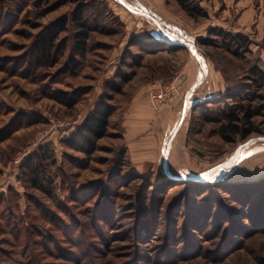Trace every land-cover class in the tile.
Segmentation results:
<instances>
[{"label": "rangeland", "instance_id": "374dc122", "mask_svg": "<svg viewBox=\"0 0 264 264\" xmlns=\"http://www.w3.org/2000/svg\"><path fill=\"white\" fill-rule=\"evenodd\" d=\"M123 1L0 0V264H264V0L167 1L172 32ZM183 75L189 96L157 108ZM102 103L88 154L71 144ZM241 104L254 132L226 141L207 118ZM49 140L43 190L27 163Z\"/></svg>", "mask_w": 264, "mask_h": 264}, {"label": "trees", "instance_id": "16d2710c", "mask_svg": "<svg viewBox=\"0 0 264 264\" xmlns=\"http://www.w3.org/2000/svg\"><path fill=\"white\" fill-rule=\"evenodd\" d=\"M180 7L190 16L199 17L206 12L199 5L194 4V0H176ZM82 10H79L74 15V21L77 26L76 45L78 51L84 53L87 49L90 33L93 30L92 24ZM220 34H226L223 30H217ZM241 38L234 37L233 40L240 41ZM176 43V42H175ZM140 63V62H138ZM264 76V74H263ZM131 78L130 75H124L121 82L112 84V94L109 98L113 99L114 94L123 91V85ZM114 106L108 103H102L85 122L77 137L72 141L73 146L78 147L82 151L90 154L97 148V141L101 137L107 135L110 118L114 113ZM261 112L260 107L251 106L250 104H241L237 106L225 107L220 111L219 117L210 116L207 119L211 121L221 122L220 133L226 141H234L237 136L247 138L254 132L252 119L255 115ZM38 162L28 161L27 166L32 176V184L34 187L45 189L44 181L46 175L47 163H55L57 161V152L55 142L49 140L42 143L36 153ZM41 163V164H40ZM45 168V169H44Z\"/></svg>", "mask_w": 264, "mask_h": 264}, {"label": "crops", "instance_id": "0c3cea01", "mask_svg": "<svg viewBox=\"0 0 264 264\" xmlns=\"http://www.w3.org/2000/svg\"><path fill=\"white\" fill-rule=\"evenodd\" d=\"M127 3L129 5H133L134 7H137L139 8L138 12H144L146 13L147 12H150V13H154L155 16L159 17L160 16V12H164V6L167 5V1L168 2H172L176 7H178L180 10L184 11L180 5L178 4V2L176 0H126ZM132 6V7H133ZM141 10H144V11H140ZM134 10H137V9H134ZM149 13V15H150ZM154 15H150L152 16L158 24L160 20H162V22L164 23L165 26H167V29H169L171 32L172 30H174L173 28H175L176 25L172 24V23H168V21L161 19L159 17V19L157 17H155ZM163 27V26H162ZM189 89H184V88H180L179 89V94L178 96H181L180 94L184 93V96L185 98L187 96H189Z\"/></svg>", "mask_w": 264, "mask_h": 264}, {"label": "built area", "instance_id": "2783aa9c", "mask_svg": "<svg viewBox=\"0 0 264 264\" xmlns=\"http://www.w3.org/2000/svg\"><path fill=\"white\" fill-rule=\"evenodd\" d=\"M187 80V76L183 75L179 76L173 82L153 85V87L150 89L153 104L157 108L164 107L167 103L171 102L179 94L181 84H185Z\"/></svg>", "mask_w": 264, "mask_h": 264}, {"label": "water", "instance_id": "95a60500", "mask_svg": "<svg viewBox=\"0 0 264 264\" xmlns=\"http://www.w3.org/2000/svg\"><path fill=\"white\" fill-rule=\"evenodd\" d=\"M123 3H124L128 8H131V9H132V7H131L129 4H127V3L124 2V1H123ZM174 41H177V40H174Z\"/></svg>", "mask_w": 264, "mask_h": 264}]
</instances>
